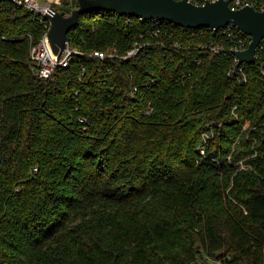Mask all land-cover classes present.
I'll return each instance as SVG.
<instances>
[{
  "label": "trees",
  "instance_id": "1",
  "mask_svg": "<svg viewBox=\"0 0 264 264\" xmlns=\"http://www.w3.org/2000/svg\"><path fill=\"white\" fill-rule=\"evenodd\" d=\"M49 25L0 0V264H264V48L93 10L42 79Z\"/></svg>",
  "mask_w": 264,
  "mask_h": 264
},
{
  "label": "water",
  "instance_id": "2",
  "mask_svg": "<svg viewBox=\"0 0 264 264\" xmlns=\"http://www.w3.org/2000/svg\"><path fill=\"white\" fill-rule=\"evenodd\" d=\"M60 1V0H59ZM78 7L61 6L48 14L51 28L48 39L55 54L61 56L69 40L71 28L77 25L82 15L93 10L112 11L118 15L139 17L148 21L165 20L186 29L213 28L219 30L235 26L252 40L245 50H234L238 58L237 68L242 63H253L260 43L264 40V11L254 6L233 9L229 0H207L197 4L190 0H77Z\"/></svg>",
  "mask_w": 264,
  "mask_h": 264
},
{
  "label": "built area",
  "instance_id": "3",
  "mask_svg": "<svg viewBox=\"0 0 264 264\" xmlns=\"http://www.w3.org/2000/svg\"><path fill=\"white\" fill-rule=\"evenodd\" d=\"M10 1L15 6L22 7L24 9L32 12L36 16H38L40 18L41 22L47 20L50 23V25L48 26V29L46 31V34L41 39V41L31 48L30 57H31V60L37 64V67H38L37 75L39 78L49 79L58 67H68L69 64L71 63L74 55H76L78 53H82L79 49L73 48L70 45V41L68 40L67 47H66L64 53L61 56H59V55L54 53V51L51 47V44L49 42L48 33L50 31V28H51V22L47 16H48V14H53L56 10H60V7L64 6L63 0H60V1L59 0H47V3L44 5H41L39 0H10ZM190 1L193 2V0H190ZM213 1H216V0H213ZM229 2H230V5L233 9H239V8H242L245 6H254L257 9L264 11V0H229ZM159 21H163V20H158V22ZM226 28L229 29L228 32H229L230 37H232V38L238 37L237 35H234L232 33V30L234 28H237V27L230 25V26H227V27L222 28V29H226ZM242 33H244V32H242ZM247 36L250 38V41H249V38L240 37L239 43L234 47L233 51L234 50H245V49H247L246 44L248 43L250 45L251 40H252V38L249 35H247ZM263 42H264V40L260 43L262 49L264 48ZM210 49L214 52H218V53L223 52L225 55L228 54L226 49H224L220 46H211ZM138 50H139V47H135L134 49L130 50L128 52V54L126 56H124V58L127 59V58L134 56L138 52ZM87 55L89 57L96 58L99 60H105L108 58H120V55L117 53V51H114V50H111V51L94 50L91 53H87ZM235 58H236V62L238 63V61H239L238 58L236 56H235ZM260 58H261V55H259L258 49H257V54H256L254 62H256ZM248 64L249 63H242L238 68L236 65L235 70H233L229 74V76L234 77L238 72L243 73L244 69L246 68V66ZM250 64H252V63H250Z\"/></svg>",
  "mask_w": 264,
  "mask_h": 264
},
{
  "label": "rangeland",
  "instance_id": "4",
  "mask_svg": "<svg viewBox=\"0 0 264 264\" xmlns=\"http://www.w3.org/2000/svg\"><path fill=\"white\" fill-rule=\"evenodd\" d=\"M40 1V4L41 5H44V4H46L47 3V0H39ZM62 5V4H61ZM71 5H74V1L72 0V2H71ZM211 134L213 133V132H210ZM231 159V158H230ZM240 165H241V167L242 168H245L244 167V164H243V162H240ZM233 186H231L229 189H228V192L227 193H229V191L231 190V188H232ZM222 264V262H220V261H216V260H214V259H210V263L209 262H203V263H201V264Z\"/></svg>",
  "mask_w": 264,
  "mask_h": 264
}]
</instances>
